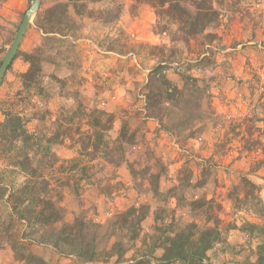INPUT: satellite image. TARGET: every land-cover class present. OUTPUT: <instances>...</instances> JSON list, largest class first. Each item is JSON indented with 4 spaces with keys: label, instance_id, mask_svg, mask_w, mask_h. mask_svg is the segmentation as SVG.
<instances>
[{
    "label": "rangeland",
    "instance_id": "1",
    "mask_svg": "<svg viewBox=\"0 0 264 264\" xmlns=\"http://www.w3.org/2000/svg\"><path fill=\"white\" fill-rule=\"evenodd\" d=\"M31 1L0 0V63ZM210 1L219 13L216 26L184 40L180 24H168L131 0H41L42 18L38 12L32 18L0 82V122L3 114L19 116L33 135L23 144L16 140L10 150L0 146V264H27L19 257L28 254L45 264H91L61 256L44 242L52 228L75 219L102 226L96 234L102 264H155L164 238L191 224L220 235L201 264H259L264 0ZM43 17L62 25L44 32L40 23L49 28L51 22ZM30 58L39 62L42 76L24 88L20 75ZM158 64L181 92L169 102L160 86L147 81ZM94 109L115 116L103 133L114 163L102 145L68 171L65 151L79 158L92 133L84 113ZM122 124L135 136L119 150L115 140ZM19 146L45 180L40 188L46 197L64 211L53 227L31 228L13 215L9 195L26 180L13 165ZM141 206L145 216L130 240L129 227L118 219ZM114 244L120 247L112 249Z\"/></svg>",
    "mask_w": 264,
    "mask_h": 264
},
{
    "label": "trees",
    "instance_id": "2",
    "mask_svg": "<svg viewBox=\"0 0 264 264\" xmlns=\"http://www.w3.org/2000/svg\"><path fill=\"white\" fill-rule=\"evenodd\" d=\"M135 4H145L154 10L155 14L160 18H165L167 23L172 22L181 25V32L184 40L198 36L213 25L216 26L219 18V13L211 4L210 0H131ZM188 1L191 7L183 2ZM62 8H67L65 5H61ZM60 9V8H59ZM74 10L78 13V9L74 6ZM56 16V15H55ZM53 17V16H52ZM37 18L40 20L42 17L40 12L37 13ZM44 19V17H43ZM65 19V15L61 13V20ZM45 23L51 22L49 28H46V24L40 23V29L44 32L52 31L56 25H62V22H52L50 18H46ZM48 31V32H49ZM29 69L20 75V79L24 88H28L35 84L42 76L39 62L30 58ZM11 65V64H10ZM166 68L160 64L153 67L148 77L149 85L155 84L162 89L163 100L169 102L172 99V94L181 95V92L177 87L173 86L166 76L162 73ZM192 79V78H187ZM161 95V96H162ZM4 120L0 122V146L7 147L10 150L13 143L21 139L20 142L25 143L33 139V135L29 134L23 126V121L19 116H14L10 113L3 114ZM88 119V126L92 130L91 134L86 136V147L80 148L78 152L79 158L75 157L70 160L62 161L63 164L68 165V171H74L79 163L80 157L88 156L92 159V152L99 150L103 145V155L109 158V163L113 162L111 152H109L107 144L103 142V133L110 130L115 116L111 113L94 109L90 113H84ZM155 118L157 114L155 113ZM135 133L127 124H122L119 130V134L115 140L120 148L122 144L132 143ZM23 147V146H22ZM24 148V147H23ZM22 148L19 146L16 148L13 165L20 169V171L26 176L24 184L14 192L10 193L9 200L11 202V209L16 219L23 221L26 226L31 227H53L59 224L63 219L64 211L61 207L57 206L50 198L46 197L47 192L40 188V184L45 183L37 175L35 167L31 166L30 158L21 153ZM90 159V160H91ZM114 163V162H113ZM86 166L81 167V171L86 170ZM38 176V177H37ZM41 179V183L36 184L34 181ZM40 194V192H42ZM129 208L119 217V222L123 228L129 227L128 231H131L130 240L135 238L134 231L139 229L140 222L143 220L145 214L142 209ZM102 226L98 223L84 221L81 219H75L72 224H62V226L55 230L52 228V236L44 239L45 244L51 246L61 256H73L81 263H93L99 260V253L96 250V234ZM56 231V232H54ZM219 233L215 228H205L198 230L195 224L187 226L185 229L176 233L173 237L166 236L164 242L160 248L163 249V255L159 262L169 263L178 262L180 264H201L206 258V251H208L212 245L218 241ZM52 237V238H51ZM90 237V238H89ZM159 239V238H158ZM114 247H120V244H114ZM264 248L261 247L260 250ZM108 254V252H104ZM109 257V258H111ZM19 259H25L27 264H45L38 257L33 254L27 256H20ZM119 259L118 253L115 263ZM259 264H264V252L260 253Z\"/></svg>",
    "mask_w": 264,
    "mask_h": 264
},
{
    "label": "water",
    "instance_id": "3",
    "mask_svg": "<svg viewBox=\"0 0 264 264\" xmlns=\"http://www.w3.org/2000/svg\"><path fill=\"white\" fill-rule=\"evenodd\" d=\"M40 4H41V0H32L30 3L29 8L25 11V13L23 14V17L21 19V22L13 36V39L11 41L10 46L7 48L1 63H0V82L4 76V74L6 73V71L8 70L10 64L12 63L20 42L23 38V35L25 33V31L27 30V28L30 26L31 24V20L32 18L35 16V14L38 12L39 8H40Z\"/></svg>",
    "mask_w": 264,
    "mask_h": 264
},
{
    "label": "crops",
    "instance_id": "4",
    "mask_svg": "<svg viewBox=\"0 0 264 264\" xmlns=\"http://www.w3.org/2000/svg\"><path fill=\"white\" fill-rule=\"evenodd\" d=\"M66 152V158H69V159H72V158H74V155H73V153L70 151V150H66L65 151ZM162 254H163V251H161V252H159L157 255L155 254V257H157V259H156V261H155V264L156 263H159V261H158V259H160V257L162 256ZM63 261H64V263H66L67 264V262H66V260L65 259H62ZM68 262H69V260H68ZM103 262H97V263H93V264H102ZM92 264V263H91Z\"/></svg>",
    "mask_w": 264,
    "mask_h": 264
}]
</instances>
